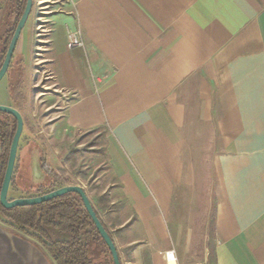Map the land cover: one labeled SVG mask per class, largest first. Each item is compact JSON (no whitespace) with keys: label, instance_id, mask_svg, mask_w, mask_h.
I'll return each mask as SVG.
<instances>
[{"label":"crops","instance_id":"1","mask_svg":"<svg viewBox=\"0 0 264 264\" xmlns=\"http://www.w3.org/2000/svg\"><path fill=\"white\" fill-rule=\"evenodd\" d=\"M50 21L44 61L70 96L51 126L107 128L109 209L90 203L120 263L170 264L167 215L186 173L178 92L197 82L219 148L216 264H264V0H75ZM75 29L83 49L66 46ZM39 158L28 152L19 174L35 184ZM0 264L55 263L0 220Z\"/></svg>","mask_w":264,"mask_h":264},{"label":"rangeland","instance_id":"2","mask_svg":"<svg viewBox=\"0 0 264 264\" xmlns=\"http://www.w3.org/2000/svg\"><path fill=\"white\" fill-rule=\"evenodd\" d=\"M73 3L75 0H34L7 77L0 82V105L16 109L23 119L19 160L28 152L39 153L60 181L82 188L100 213L102 208L109 209L103 192L113 182L107 172V128L79 131L61 125L51 126L70 96H62L57 91L50 68L44 61L50 19L73 10ZM0 20L2 35L8 20L5 14ZM7 80L18 84V92L13 97L7 89ZM197 88V82L188 83L178 92L187 107L182 153L186 173L167 215L168 240L170 251L176 250L183 264H216L214 214L218 196L213 159L219 148L211 124L199 118L202 111ZM25 180L21 182L24 187L28 186ZM18 196L11 190L8 199H19Z\"/></svg>","mask_w":264,"mask_h":264},{"label":"trees","instance_id":"3","mask_svg":"<svg viewBox=\"0 0 264 264\" xmlns=\"http://www.w3.org/2000/svg\"><path fill=\"white\" fill-rule=\"evenodd\" d=\"M25 5L26 0H0V16L5 14L8 20L4 37L0 39L2 59ZM7 82L9 94L12 96L17 91L18 84L15 85L13 80ZM15 131L16 121L11 116L0 113V188ZM18 151L19 146L17 153ZM19 161L17 156L9 185V192L12 190L19 194V198H34L69 186L67 182L60 181L56 173L40 157L38 167L44 176V181L35 184L25 178L28 186L24 187L21 185L24 177L19 175L22 160ZM97 218L99 219L98 215ZM0 219L9 227L40 243L55 264H113L108 248L84 210L80 198L75 194H68L35 206L10 210L0 206ZM101 225L108 233L102 222Z\"/></svg>","mask_w":264,"mask_h":264},{"label":"water","instance_id":"4","mask_svg":"<svg viewBox=\"0 0 264 264\" xmlns=\"http://www.w3.org/2000/svg\"><path fill=\"white\" fill-rule=\"evenodd\" d=\"M32 3L33 0H26V5L24 12L19 20V22L16 25V28L14 30L12 39L9 43V46L7 48L5 58L3 60L2 66L0 68V82L6 75V72L9 68L12 56L14 54L17 42L19 40V37L21 35V32L25 26V23L30 15L31 8H32ZM0 113L6 114L8 116H11L15 121H16V131L13 136L9 153H8V158H7V163H6V168L0 188V206L5 209V210H10L13 208L17 207H28V206H35L39 205L42 203H46L52 200H55L57 198H60L62 196L68 195V194H75L77 195L84 207V210L87 212L92 224L94 225L96 231L98 232L100 238L108 248L111 258L113 261V264H121L117 250L115 248V245L113 244L112 239L110 238L109 234L105 231L103 226L101 225V222L97 218V215L86 195L84 190L80 187L77 186H66L62 187L60 189H57L53 192H50L48 194L34 197V198H19V199H14V200H8V191H9V185L11 182L15 162H16V156H17V150H18V145L20 141V137L23 131V119L20 115V113L9 106H3L0 105ZM1 220V219H0Z\"/></svg>","mask_w":264,"mask_h":264},{"label":"built area","instance_id":"5","mask_svg":"<svg viewBox=\"0 0 264 264\" xmlns=\"http://www.w3.org/2000/svg\"><path fill=\"white\" fill-rule=\"evenodd\" d=\"M67 1V0H66ZM70 1V0H68ZM57 3V2H54ZM74 7V3H73ZM66 46L68 48H84V40L82 33L79 29L67 30L66 32ZM165 259L167 263L174 264L176 262V257L174 251H168L165 253Z\"/></svg>","mask_w":264,"mask_h":264},{"label":"flooded vegetation","instance_id":"6","mask_svg":"<svg viewBox=\"0 0 264 264\" xmlns=\"http://www.w3.org/2000/svg\"><path fill=\"white\" fill-rule=\"evenodd\" d=\"M33 2H34V0H33ZM32 5H33V3H32ZM32 9V8H31ZM3 15H1L0 16V19H1V17H2ZM29 18V17H28ZM28 20V19H27ZM1 21V20H0ZM19 22V21H18ZM27 22V21H26ZM6 24V23H5ZM5 24H4V29H5ZM25 25H26V23H25ZM25 27V26H24ZM16 28V27H15ZM3 29V33H2V35H0V39H2V37H4V34H5V30ZM24 29V28H23ZM23 31V30H22ZM14 33V32H13ZM21 34H22V32H21ZM13 36V35H12ZM20 37H21V35H20ZM20 37H19V40H20ZM11 39H12V37H11ZM11 39H10V41H11ZM18 40V41H19ZM10 41H9V43H10ZM0 45H1V43H0ZM17 45H18V42H17ZM17 45H16V48H17ZM8 46H9V44H8ZM8 48V47H7ZM16 48H15V50H16ZM0 50H1V47H0ZM7 51V50H6ZM14 53H15V51H14ZM5 54H6V52H5ZM13 56H14V54H13ZM13 56H12V58H13ZM4 58H5V55H4V57H3V59H2V56L0 55V68H1V66H2V63H3V60H4ZM11 61H12V59H11ZM10 66H11V62H10V65H9V68H10ZM9 68H8V70H9ZM8 70H7V72H8ZM7 72H6V75L4 76V78L5 77H7ZM3 78V79H4ZM2 79V80H3ZM8 79V78H7ZM19 146V145H18ZM15 167V166H14ZM9 192V191H8Z\"/></svg>","mask_w":264,"mask_h":264}]
</instances>
